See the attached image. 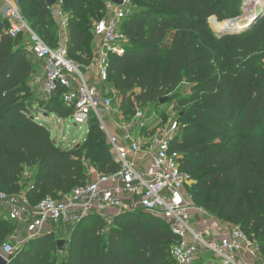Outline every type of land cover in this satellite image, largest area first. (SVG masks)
<instances>
[{
  "label": "trees",
  "instance_id": "1",
  "mask_svg": "<svg viewBox=\"0 0 264 264\" xmlns=\"http://www.w3.org/2000/svg\"><path fill=\"white\" fill-rule=\"evenodd\" d=\"M15 1L30 27L56 47L53 5L47 6L46 0ZM135 1V8L128 9L121 21L131 44L123 54L109 56L108 88L123 97L127 94V106L134 109L135 104L160 103L182 80L192 83V93L177 99L189 107L179 113L180 129L171 150L179 153V167L193 180L191 186L211 196L204 209L227 215L264 252V16L241 33L215 38L206 20L214 16L220 22L211 21L217 25L238 15L240 0H137L143 5ZM102 7L104 0H62L68 16L66 53L82 66L91 62L86 45L89 21ZM161 52L165 54L162 67ZM28 54L22 38L9 36L3 25L0 191L18 193L22 174L32 170L26 194L36 203L89 181L86 156L99 173L115 172L118 165L95 117L85 140L68 149L58 145L52 132L36 120V105L47 116L63 120L69 119L72 110L63 104L61 87L54 93L59 99L43 102L32 94L35 67ZM128 111L127 117L133 114ZM105 225L104 219L90 215L73 227L63 249V263L176 264L170 247L179 239L153 215L123 212L104 229ZM10 227L0 218V245L11 233ZM56 251L54 232H50L29 240L7 262L55 264L51 253ZM193 264L207 263L200 256Z\"/></svg>",
  "mask_w": 264,
  "mask_h": 264
},
{
  "label": "built area",
  "instance_id": "2",
  "mask_svg": "<svg viewBox=\"0 0 264 264\" xmlns=\"http://www.w3.org/2000/svg\"><path fill=\"white\" fill-rule=\"evenodd\" d=\"M128 2L109 3L112 16L95 22L96 57L89 65L82 66L68 57L64 45L49 46L26 22L15 0H0L6 33L13 38L21 37L34 59L43 62V70L33 75L31 85L38 86L43 97H50L59 87L63 88V104L72 110L69 119L79 127L82 124L88 127L95 117L118 165L115 172H98L60 197L47 196L36 203L30 202L26 192L0 191V207L7 210L9 220L22 224L25 229V237L18 239L19 246L56 232L59 225L72 229L90 215L101 217L108 226L118 214L142 211L164 222L178 237V242L170 247L176 264H193L203 252L211 253L216 264H264V252L241 227L233 225L224 233H212L191 225L193 215L187 210L184 192L189 177L179 167V153L171 150V142L180 129L178 118L151 129L146 110L140 105L135 104L128 119L113 108L114 93L107 85L109 56L124 52L127 40L121 21L128 12ZM252 2L240 0L241 14L248 11ZM52 10L58 26L67 33L68 16L62 9V0ZM260 11L264 12V7H257L254 13L258 15ZM81 67L93 68V80L83 74ZM115 111L123 119L117 126L118 133L110 132L104 121ZM15 251L12 242L5 241L0 255L7 261Z\"/></svg>",
  "mask_w": 264,
  "mask_h": 264
},
{
  "label": "rangeland",
  "instance_id": "3",
  "mask_svg": "<svg viewBox=\"0 0 264 264\" xmlns=\"http://www.w3.org/2000/svg\"><path fill=\"white\" fill-rule=\"evenodd\" d=\"M104 1H105V8H103V7L99 8L97 15L94 16L89 21V30L90 31L88 34L86 45H87L88 51L91 55V60L96 57V53L98 50V46H97V42H96L97 40L93 34V26H94L95 22H97L103 18L112 16V14L109 12V8H108L109 3H111L110 0H104ZM135 3L137 5L138 4L143 5L142 2H139L137 0L135 1ZM135 6L136 5L133 4L132 0H129V2L127 4V8L131 10V9L135 8ZM18 7H19V10L22 12L21 7L19 5H18ZM28 9H30V8H28ZM241 12L242 11L240 9V13L234 17L240 16ZM234 17H232V18H234ZM1 19L3 20L2 15L0 17V22L2 21ZM212 19H215V21H218L216 19V17L212 16L206 20V25L211 30L213 36L215 38H217V37H219L218 36L219 33L216 31V26H215L216 24L212 23V21H211ZM218 22H220V21H218ZM55 23L57 26L56 45H64L65 46L66 45V39H67V33L58 26L57 21ZM130 44H131V42L129 40L124 43V51L126 48L129 47ZM198 47L200 48L199 44H198ZM208 47L209 48L213 47V44L209 45ZM131 50H132V48H131ZM222 57H225V56L223 55ZM28 58L30 59L31 63L34 65L35 68L41 66L40 62L35 60L34 57L30 53L28 54ZM164 58H165V54H164V52H161L160 56H158V59H159L158 61H159L161 67L165 63ZM71 59L74 62L80 64L79 63L80 61L78 59H76V58H71ZM81 71L83 72L84 75L88 76V78L90 80H93V75H94L93 68L85 69V68L81 67ZM35 72H37V71H35ZM31 89H32V94L35 95L37 98L42 99L43 102H45L47 99L48 100L51 99L52 97H54L55 99H57V98L59 99V97L56 94H52L50 97H43L41 94L40 88L36 85H31ZM138 92H139V89L136 88L135 93H138ZM191 93H192V83H188L185 80H182L180 82V84L176 87L174 92L162 96V98L164 99V101L162 103L157 104L155 102H152V103L147 104L144 107H141V108H144L146 110V117L148 118L147 124H149V127L151 129H153L156 125L164 126L172 118H178L179 113H181L183 110H185L187 107H189V104L186 106H181L180 104H178L177 99H181L185 95H189ZM124 97L122 95H120L119 93L113 94L112 95L113 108L116 111L118 110L121 114H123V117L127 118V116L124 115V114H126L125 112H127L128 110L133 111L134 109H131L130 107L128 108V106H127V104L130 103L127 101V98H129V96L126 94ZM138 105H140V104H138ZM34 109L37 112L40 111V113L36 112V114H35L36 120L39 123L44 124L52 132V134L54 135V140L58 145H61L62 147L68 149V148H72V147L76 146L77 144H80L82 141L85 140V138L87 136V132H88L87 131L88 127L85 124H82L79 127L71 119L63 120L61 118H58L56 115L47 116V114L43 112V109L38 105L34 106ZM116 111H115V115L114 116L109 115V118L110 119L112 118L114 120V122L120 123L119 122V116H118L119 114H117L118 112H116ZM153 113L155 114V116L152 118ZM92 118H94V117H92ZM104 118H105V116H104ZM92 122H93V120H92ZM85 171L90 178L95 177L96 174L98 173L97 168L93 164L92 161H90V162L85 161ZM31 179H32V170L31 171L25 170V172L22 174V176L20 178V189H19V191L26 192L28 190V188L31 187ZM192 183H193V180L189 179L188 182L186 183L185 187H184V192L186 194L187 210L191 214L195 213L194 217L190 220L191 225L198 230H206V229L210 228L208 226L212 227L215 224H217L219 226V228L221 227L222 229H226L227 227L233 226L234 224L230 221V219L227 215H224V214L217 215L211 211L204 209V207H203L204 202L207 199H211V196L205 195L201 191L193 188L191 186ZM0 190H2V189H0ZM5 192H7V191H5ZM7 193H9V192H7ZM0 218L4 219L6 222H9L11 225V227H10L11 233H9L8 234L9 236H7L4 240L5 241H11L13 247L16 250H18L20 248V246L18 244L19 243L18 239L20 237H25V235H26V232H25L23 225L9 220L7 217V210H4L1 207H0ZM106 227H107V225L104 226V229ZM55 230H56V232H54V237H55L56 241L58 239H64L66 241L69 240V236H70L69 234L71 232L70 231L71 229H68L65 226L59 225V226H56ZM2 245H3V243L0 245V249H1ZM51 255H53V257H56L55 264H64L63 263V257H64L63 251L59 250L58 252L56 251V253L52 252ZM201 257L207 264H216L214 256L209 252H203L201 254Z\"/></svg>",
  "mask_w": 264,
  "mask_h": 264
},
{
  "label": "water",
  "instance_id": "4",
  "mask_svg": "<svg viewBox=\"0 0 264 264\" xmlns=\"http://www.w3.org/2000/svg\"><path fill=\"white\" fill-rule=\"evenodd\" d=\"M57 0H46L47 6H52L56 3ZM111 3L115 5H123L124 0H110ZM264 7V0H253L247 12H244L240 16L227 19L226 22L228 26L224 27V29L216 30L219 33V37H222L225 34H235L241 33L247 29H249L254 23H256L261 17L264 16V12L260 15H256L254 11H256L257 7ZM3 27V23L0 22V30ZM164 101L163 98L160 99V103ZM32 118V117H31ZM86 162L89 161L88 156L85 159ZM67 241L64 239H58L56 241V245L60 251H63ZM0 264H8V262L0 255Z\"/></svg>",
  "mask_w": 264,
  "mask_h": 264
},
{
  "label": "crops",
  "instance_id": "5",
  "mask_svg": "<svg viewBox=\"0 0 264 264\" xmlns=\"http://www.w3.org/2000/svg\"><path fill=\"white\" fill-rule=\"evenodd\" d=\"M1 12H0V17H1ZM2 20V19H1ZM3 21V20H2ZM68 37V36H67ZM66 41H67V39H66ZM36 60V59H35ZM38 61V60H37ZM40 62V61H39ZM40 67H36L35 68V70H34V73H33V75L35 74V75H38V74H40L41 73V71L43 70V67H44V65H43V62H40ZM43 66V67H42ZM42 69V70H41ZM35 71H37V72H35ZM112 91H113V93L114 94H116L117 93V91L116 90H114V89H112ZM117 114H119V113H117ZM110 116H114L115 115V112H112V114H109ZM109 115H107V117H106V119H105V121H106V124H107V127H108V129H109V131L110 132H112V133H115V132H117L118 133V125H120V124H122L123 123V119H122V117H121V115L119 114L118 116H119V122L120 123H118V122H114V120L111 118H109ZM192 215H193V217H194V215H195V213H192ZM208 227H210V228H208L209 229V231L210 232H212V233H224L225 231H226V229H222L221 227L219 228V226L217 225V224H215V225H213L212 227L211 226H208Z\"/></svg>",
  "mask_w": 264,
  "mask_h": 264
},
{
  "label": "bare ground",
  "instance_id": "6",
  "mask_svg": "<svg viewBox=\"0 0 264 264\" xmlns=\"http://www.w3.org/2000/svg\"><path fill=\"white\" fill-rule=\"evenodd\" d=\"M226 24H227V22L224 21V22H221V23L215 25V26H216V30L224 29V27L228 26V25H226Z\"/></svg>",
  "mask_w": 264,
  "mask_h": 264
}]
</instances>
